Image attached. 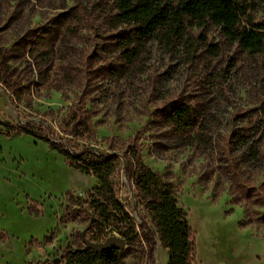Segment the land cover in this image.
Listing matches in <instances>:
<instances>
[{
  "label": "rangeland",
  "instance_id": "rangeland-1",
  "mask_svg": "<svg viewBox=\"0 0 264 264\" xmlns=\"http://www.w3.org/2000/svg\"><path fill=\"white\" fill-rule=\"evenodd\" d=\"M110 5V0H0L6 67L12 83L29 90L15 104L0 84V264H65L64 252L83 246L79 236L91 238L85 206L71 204L85 199L96 180L71 169L46 141L7 133L18 125H29L73 152L90 148L116 155L112 182L140 224L148 218L125 173L131 154L138 153L177 187L193 232L194 264H264V204L242 195L248 191L264 201V138L251 131L264 126V50L250 55L218 28L187 27L179 45L150 42L131 73L107 83L101 71L115 56L106 48L115 25L108 21ZM248 20L263 23L264 4L254 5ZM41 32L53 33L59 44L48 89L23 50ZM164 96L202 109L203 121L215 129L210 146L185 145L170 136L156 117ZM82 99L92 113L93 136L76 142L59 128ZM232 132L257 142L255 160L247 150L230 147ZM103 235L120 238L109 230ZM142 250L126 263L148 264ZM167 259L157 243L154 264Z\"/></svg>",
  "mask_w": 264,
  "mask_h": 264
},
{
  "label": "trees",
  "instance_id": "trees-1",
  "mask_svg": "<svg viewBox=\"0 0 264 264\" xmlns=\"http://www.w3.org/2000/svg\"><path fill=\"white\" fill-rule=\"evenodd\" d=\"M112 7L108 21L114 27L107 36L110 53L114 58L103 67L101 75L107 83L120 81L136 68L137 58L150 42L159 40L174 48L183 41L187 27L204 28L207 25L218 28L224 38L236 44L242 51L257 55L264 50V22L254 24L248 20L254 5L264 0H110ZM245 24V25H244ZM69 29V27H66ZM42 35L45 32H41ZM38 34L23 47L36 70L40 84L52 88V61L59 44L56 36ZM5 52L0 48V84L7 87L15 104L22 101L25 87L15 86L5 63ZM161 107L156 117L170 136L185 145L199 141L210 146L215 129L203 121V111L186 99L161 98ZM5 127L7 124L3 123ZM60 132L72 140L85 141L93 136L92 113L85 101L73 105L61 122ZM253 136L264 138V126L251 129ZM8 134L22 133L46 141L51 149L64 156L69 167L96 180L85 199H75L71 207L85 206L88 219L89 241L103 243L104 233L109 230L120 236L125 243L123 250H84V245L64 252L65 264H128L125 258L137 254L139 248L148 264H154L157 243L167 250V264H194L195 248L193 232L184 209L177 200V187L157 172L152 171L134 152L128 159L126 176L133 186L138 204L142 207L148 222L137 224L125 205L119 200L112 177L118 168V157L114 154L96 152L90 148L73 152L66 145L46 138L29 125L12 127ZM231 138V148L249 152L250 159L258 156L256 141L245 134ZM247 138V139H246ZM244 152V151H243ZM243 155V154H242ZM249 162V160H248ZM235 169H233L234 171ZM264 191V182H263ZM245 199H252L263 205L256 194L242 191ZM69 209V208H68ZM246 214V212H245ZM246 224V223H245ZM83 243L81 235L79 236ZM85 238V237H84ZM145 249V251H144Z\"/></svg>",
  "mask_w": 264,
  "mask_h": 264
},
{
  "label": "water",
  "instance_id": "water-1",
  "mask_svg": "<svg viewBox=\"0 0 264 264\" xmlns=\"http://www.w3.org/2000/svg\"><path fill=\"white\" fill-rule=\"evenodd\" d=\"M81 237L83 239L84 250H93L99 252V251L111 250V249L123 250L125 248L124 241L114 236L109 237L103 243H92L86 240L83 234H81ZM54 263L56 264L57 261H54Z\"/></svg>",
  "mask_w": 264,
  "mask_h": 264
}]
</instances>
